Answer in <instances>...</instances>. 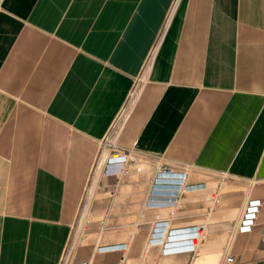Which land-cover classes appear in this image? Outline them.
I'll use <instances>...</instances> for the list:
<instances>
[{"label": "crops", "instance_id": "obj_1", "mask_svg": "<svg viewBox=\"0 0 264 264\" xmlns=\"http://www.w3.org/2000/svg\"><path fill=\"white\" fill-rule=\"evenodd\" d=\"M149 57L115 136L138 157L92 182ZM186 167L176 205L147 204L159 171ZM161 220L173 246L207 228L162 252L147 243ZM263 228L264 0H0V264H60L68 247L77 263L264 264Z\"/></svg>", "mask_w": 264, "mask_h": 264}, {"label": "built area", "instance_id": "obj_2", "mask_svg": "<svg viewBox=\"0 0 264 264\" xmlns=\"http://www.w3.org/2000/svg\"><path fill=\"white\" fill-rule=\"evenodd\" d=\"M151 57V56H150ZM146 61L144 68L141 71L139 77H137V81L134 84L133 89L129 92V96L119 115L112 123L113 125L109 129L106 136L103 138L100 143V148L98 151L97 160L92 168V182L95 178L107 177L110 175H122V173L126 170L125 165L128 160H133L132 156L126 154L124 152L115 151V136L118 134L122 127V123L129 115L132 105L134 104L135 99L137 98V91L143 85L146 80L145 77L147 75V70L150 65L151 58ZM107 151V152H106ZM112 152V153H110ZM138 169V167H137ZM188 168H182L181 171H171L170 169H163L158 172V183H156L155 188L152 190L150 194V199L147 204L150 206L157 205H176L179 197L182 192L191 186L185 182V179L188 175ZM161 176V177H159ZM164 179V180H162ZM166 182V183H165ZM167 198L163 201L162 204H159V198ZM260 205V200H250L245 208L242 216L240 217L238 223L236 224L237 230L239 232H248L251 231L254 226V222L258 213V207ZM167 221H157V223L153 226L154 230L152 231L149 241L147 243L149 245H160L162 246V252L169 251H178L181 249L187 248L189 250H194V246L197 244V241L202 237H199L202 234V231L206 232V224L200 223L198 226H195L192 232L191 238H184V243L182 245H175L171 240H164L167 233ZM261 237L263 240V249H264V228L262 229ZM195 240L196 242H194ZM70 248L68 247L60 264H90L87 260H82L77 262L70 261ZM226 263L230 264L233 262V257L228 256L226 258ZM108 264H121L120 262H109Z\"/></svg>", "mask_w": 264, "mask_h": 264}, {"label": "rangeland", "instance_id": "obj_3", "mask_svg": "<svg viewBox=\"0 0 264 264\" xmlns=\"http://www.w3.org/2000/svg\"><path fill=\"white\" fill-rule=\"evenodd\" d=\"M107 152V151H106ZM110 153H112V152H110ZM127 154V153H126ZM130 155V154H129ZM130 156H132L133 158V160H128V162L126 163V165H125V168L127 167V164H129V163H135V160L137 159V157H138V155L137 154H135V155H130ZM137 169V168H136ZM91 178H92V175H91V177H90V180H91ZM83 211V210H82ZM88 219V215H87V213L85 214V212H82V213H80V215H79V217H78V219H77V222H76V224L74 225V227H73V232H72V236H76V235H78V232H79V228L83 225V223H85V221ZM194 242H196L195 240H194Z\"/></svg>", "mask_w": 264, "mask_h": 264}]
</instances>
